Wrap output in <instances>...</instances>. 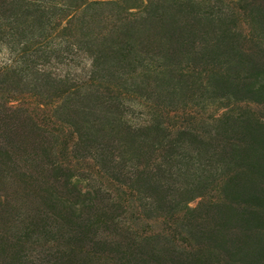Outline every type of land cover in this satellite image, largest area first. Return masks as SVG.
<instances>
[{"label":"trees","instance_id":"trees-1","mask_svg":"<svg viewBox=\"0 0 264 264\" xmlns=\"http://www.w3.org/2000/svg\"><path fill=\"white\" fill-rule=\"evenodd\" d=\"M242 1L254 29L241 41L235 11L213 0H0V43L13 56L0 65V264L30 263L28 246L48 247L31 264L128 260L131 216L163 214L196 249L163 245L158 261L148 240L149 260L135 264H264V118L228 110L212 127H175L170 109L152 107L131 120L150 97L264 103V0ZM104 19L110 32L92 29ZM62 42L65 56L86 54L84 75L46 69L64 59ZM87 158L116 190L82 187L93 177L75 165ZM220 180L223 198L190 205ZM22 221L39 229L17 239ZM81 234L87 242H73Z\"/></svg>","mask_w":264,"mask_h":264},{"label":"rangeland","instance_id":"rangeland-1","mask_svg":"<svg viewBox=\"0 0 264 264\" xmlns=\"http://www.w3.org/2000/svg\"><path fill=\"white\" fill-rule=\"evenodd\" d=\"M213 1L220 2L221 5L225 7V9L235 11V13L233 14V18H237V23L239 26H241V28H239L240 30H242L241 35L239 36V39L241 41H242V38H244L245 36L252 34L251 29H254L253 28L254 23L252 21V17H247V16L242 15L243 7L237 8L238 3L244 4L245 1H242V0L241 1L240 0H213ZM108 10L109 9L107 7H103V9H101V13L103 14H100V16L107 17L106 15L109 13L107 12ZM110 21H112V19L101 20L99 23H96L95 25H93L92 29H95V31H98V32L99 31L104 32V33H107L108 31L110 32L111 29L106 27L108 23L109 24L111 23ZM250 21L252 22V24H250ZM61 44L62 46L57 47V50L59 51V54L64 57V59L61 60L62 62L55 64L54 68L52 67V65H49L47 66L46 69H50V71H54L56 68L55 66H57L60 72H63V73L71 72V75H75V74L84 75V74H81V72H84L85 70H87V67L89 65V60L84 57L86 56V54L77 52L76 50H74L78 54H74L71 57L65 56L63 50L66 45L64 42H62ZM9 47L10 46L5 42L0 43V65L4 63H9L12 61L13 56L10 54ZM52 49H53V46H52ZM45 50L48 51L49 49L45 48ZM17 59H21V57L20 58L16 57L14 60H17ZM15 62L18 63V61H15ZM178 97L179 98L169 97L170 99L164 100L163 103L162 101L157 102L153 97H150V100H147L146 103L144 101H142L141 103L136 102L135 106L133 107L134 113L131 116V120L133 121V123H141L145 119L149 118L148 113L152 107L153 108L161 107V108L170 109L168 110V115H166V119L170 123V126L174 125L175 127H182V126L190 127L195 124L197 125V127H204V124H207V123H209L210 127H212L214 124H220L218 119L223 115L224 112H227L228 110H232L235 113H242L248 109H251L253 113L264 118V103H251V105H249L242 101L233 100L234 101L233 103H229L227 105L226 103L229 101L228 99L219 100V101H215L212 103L211 102L205 103L201 100L193 101L190 98L180 100L179 102V99H181L183 95H178ZM26 100L27 101L24 104L25 107H28V106L33 107V108L36 107L35 98L26 97ZM175 101L177 102L174 105L173 102ZM38 108H39L38 112L42 113L41 109H44V107L41 108L38 106ZM41 117H42V114H41ZM24 162H25V159L24 161L22 159H19V160H16V162H14V165L20 166V168L23 170L24 168H27L26 166H24ZM75 167L77 169H81L85 173L90 174V176L92 175L93 180H95V182L93 180L92 181L84 180L83 185L85 186H82L83 188H85L86 185L89 184V182H92L94 185H98V184L101 185L103 183L102 185L104 184L107 185V187H109L111 191L116 190L113 184H111L107 178H104L99 173V167L95 165V160L93 158H87L86 161L78 162L75 165ZM33 176L37 177L36 174ZM220 182L221 180L218 181L217 183L218 185L216 187L212 188L211 190L209 189L210 190L209 192L207 191L204 195L197 196L194 200L191 201L190 205L194 207L200 202H212V201H217V199H219L220 197L223 198L224 192L222 193V189L224 188L223 186L224 184ZM35 184L36 182L34 180H30L29 186L31 189H32V186ZM15 187L16 185L14 187H10V189L13 190ZM129 214L130 213H127L124 216L126 217ZM142 217L146 219L145 213ZM159 219L160 220L154 221V218H148L149 220L148 222L150 223L149 224L147 221H144L141 223L136 218L131 216V219L128 222L129 227H127V232L129 233L134 232L135 237H137V239H135L136 241L135 244L137 246L136 249L138 250L133 248L132 251H134V253L130 255V257H128L130 259L119 260L120 258H118V260L108 261L106 256H103V254H100L99 256L101 258L100 257L96 258L95 256H91L89 258L90 260L89 264H135V263H138L139 262L138 259L142 257L149 260L150 255L153 251L155 253L154 258H157V260L159 261L163 255V251H162L163 245H166L168 248L174 249L176 253H180L184 255L191 253V251L196 249V248L193 249L189 247L190 244H188L187 241H183L180 236L174 237L175 229H176L175 227L180 225L179 220H177L176 223L174 221L170 222V220L167 221V217L165 216V214H163V216ZM1 225H3L2 222H0V226ZM38 229L39 228H38L37 222H33V225L30 224L29 226H27L25 222L22 221L12 226L11 233L14 232L18 239L19 237L23 235L25 237L26 232L28 230L36 231ZM124 229L126 230V227H124ZM124 229L123 230L120 229L118 236H116V239L122 240V242L126 240L125 238L124 239L122 238V236L125 235L124 232L126 233ZM120 232H122L123 235H121ZM140 233L144 234L143 236L144 238H140ZM68 237H69V234L66 235V238H62V239L59 238L58 243L65 245V243L70 242V238ZM83 237H84V234H81V236H78V238L74 239L73 242L79 243L80 241V244H85L89 238L85 239ZM148 240H149L150 245L153 246L154 244H156L155 246L156 248L154 247L155 249L153 251H151V247L147 243ZM30 248L31 246H28V248L23 251V255H26V261H29L31 259V262L35 261L36 263L40 262V257L42 256V254L44 255L46 253L45 249H48V247L43 249L44 246H38L37 249L35 250H30ZM224 258L227 259L228 257L224 256ZM218 261H219V264H224L223 262L221 263V259H219ZM31 262L28 264H31Z\"/></svg>","mask_w":264,"mask_h":264}]
</instances>
